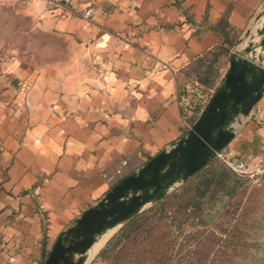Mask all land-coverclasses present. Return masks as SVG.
<instances>
[{"label":"crops","instance_id":"1","mask_svg":"<svg viewBox=\"0 0 264 264\" xmlns=\"http://www.w3.org/2000/svg\"><path fill=\"white\" fill-rule=\"evenodd\" d=\"M263 5L33 2L30 16L42 31L72 39L93 66L84 79L31 77L16 58L2 57L0 45V264H43L84 211L172 148L182 137L176 90L206 67L203 85L214 88L228 59L208 66L213 54L229 55ZM254 109L259 115L241 119L223 151L251 168L264 160V91Z\"/></svg>","mask_w":264,"mask_h":264},{"label":"rangeland","instance_id":"2","mask_svg":"<svg viewBox=\"0 0 264 264\" xmlns=\"http://www.w3.org/2000/svg\"><path fill=\"white\" fill-rule=\"evenodd\" d=\"M35 1L0 0L2 57L16 58L30 68L31 77H88L93 66L89 54L68 37L42 31L30 16L29 7ZM255 27L253 23L252 36ZM224 58L228 59V53L214 57L212 64L218 66ZM235 180L229 183V193L219 195L211 204L205 200L198 214L186 209L193 199L190 191L186 192L189 198L183 197L188 181L177 186L160 202L146 206L134 219L106 233V241L86 264H156L165 257L171 264H264V173L257 180ZM123 233L129 243L121 249L120 245L112 248L105 257L107 245ZM139 238L145 242L136 248Z\"/></svg>","mask_w":264,"mask_h":264},{"label":"water","instance_id":"3","mask_svg":"<svg viewBox=\"0 0 264 264\" xmlns=\"http://www.w3.org/2000/svg\"><path fill=\"white\" fill-rule=\"evenodd\" d=\"M264 5L228 55L225 72L191 129L169 150L119 180L56 239L43 264H86L89 251L108 231L163 200L211 163L250 116L264 91ZM252 26V25H251ZM244 39V40H243Z\"/></svg>","mask_w":264,"mask_h":264},{"label":"trees","instance_id":"4","mask_svg":"<svg viewBox=\"0 0 264 264\" xmlns=\"http://www.w3.org/2000/svg\"><path fill=\"white\" fill-rule=\"evenodd\" d=\"M224 53L227 54L228 50H224ZM219 54H222V51L215 53L213 55L217 56ZM211 64L212 63L208 64V66H211ZM190 77H194L202 84H208L209 69L208 67H206L204 71H201L200 73H196V74L192 73ZM215 160L216 162L211 163L210 165L205 167L197 176H195L193 179L188 181L185 185V188L183 187L184 189H182L183 197L184 196L188 197V195L186 194L187 191H190L192 193L191 195L193 199L191 203L187 204L186 209L191 210V212L194 214H198L201 212L202 209L201 206L203 203H205V200L208 199L207 200L208 203L210 204L213 203L219 195L229 193L231 191L229 183L236 182L235 180L236 178L238 179L243 178L242 176H237L234 173H232L219 158H216ZM174 196L175 194L170 199H172ZM158 210H160V207H158ZM135 220H138V218ZM133 222L134 221L130 223ZM125 231H131V230L126 229ZM129 240L130 239L127 238V233L118 235L114 240H112L107 245L106 250L103 251L104 252L103 255H105V257H108V255H110L112 248L120 245L121 246L120 249H121L123 246L126 245V243H129ZM137 240L138 243L136 244V248H139L140 244H143L145 240L142 238H139ZM171 263H172L171 261H167L166 257L156 260V264H171Z\"/></svg>","mask_w":264,"mask_h":264},{"label":"built area","instance_id":"5","mask_svg":"<svg viewBox=\"0 0 264 264\" xmlns=\"http://www.w3.org/2000/svg\"><path fill=\"white\" fill-rule=\"evenodd\" d=\"M16 1L29 4L34 0ZM87 16L88 13L85 14V17ZM212 92L213 88L204 86L194 77H187L185 83L178 87L175 93V103L179 112L182 136L186 135V133L191 129L192 125L195 123L208 102ZM253 111H255L254 113L256 116L259 115V110H255L253 108ZM257 122L259 123V121ZM223 151L217 156V158H219L235 175L256 180L263 175L264 160L257 166L251 168L243 161L227 157ZM115 174L120 175L121 172L117 170Z\"/></svg>","mask_w":264,"mask_h":264},{"label":"bare ground","instance_id":"6","mask_svg":"<svg viewBox=\"0 0 264 264\" xmlns=\"http://www.w3.org/2000/svg\"><path fill=\"white\" fill-rule=\"evenodd\" d=\"M112 231V230H111ZM109 232V231H108ZM107 232V233H108ZM107 235L105 234L104 236H102V238L93 245V247L91 248V250L89 251V255L90 257H93L96 252L101 248V246L104 244V242L106 241Z\"/></svg>","mask_w":264,"mask_h":264}]
</instances>
